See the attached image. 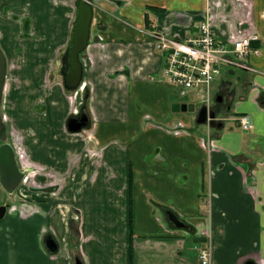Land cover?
<instances>
[{
	"label": "crops",
	"instance_id": "obj_1",
	"mask_svg": "<svg viewBox=\"0 0 264 264\" xmlns=\"http://www.w3.org/2000/svg\"><path fill=\"white\" fill-rule=\"evenodd\" d=\"M50 1L58 5V12L50 14L52 42L42 40L36 48L28 39L16 44L23 45L26 54L40 52L46 57L33 68L34 73L29 61L18 73L31 83L33 100L43 97L45 108L32 113L21 107L14 116L22 112L16 125L30 120L41 131H63L68 137L67 155L59 174L28 153L31 170L45 171L33 175L32 191L39 192L20 197L24 203L10 202L5 213L18 211V218L30 225L40 223V215L46 218L59 210L57 228L38 225L35 257L28 258L27 264H76L77 258L81 264H129L130 245L132 264H194L192 230L170 223L166 209L199 234L209 229L215 264H244L248 258L264 264V159L257 157L264 155V0H93L90 37L81 55L82 84L70 93L74 96L69 95L78 108H86L90 118V126L78 132L66 128V120L74 114L64 87H58L66 102L61 116L52 118L46 110L53 89L43 87L47 67L63 52L74 17L71 0ZM205 22L218 41L227 43L249 34L258 37L251 46L254 43L259 52L244 56L245 66L220 67L210 83L208 100L201 90L187 89L202 92L208 111L217 109L215 125L195 121L199 108L183 101L186 89L167 79L166 53L156 47L155 39L163 35L184 41L195 36ZM28 29L33 37L37 25L31 17ZM4 38L0 32V40ZM174 104H186V109H174ZM243 114L249 117L251 129L239 125L238 117ZM24 132L26 137L35 136L30 129ZM20 155L27 162L22 151ZM108 184V196L125 199L127 205L119 212L110 208L109 218L118 224L122 238L115 240L113 256L105 262L99 239L89 227L84 231V224L80 225L79 208L65 202L42 211L37 203L56 200L64 191L69 198L72 190L80 188L100 198ZM122 213L126 215L120 219ZM48 234L58 244L54 253L44 244Z\"/></svg>",
	"mask_w": 264,
	"mask_h": 264
},
{
	"label": "rangeland",
	"instance_id": "obj_2",
	"mask_svg": "<svg viewBox=\"0 0 264 264\" xmlns=\"http://www.w3.org/2000/svg\"><path fill=\"white\" fill-rule=\"evenodd\" d=\"M56 6L58 5L54 4L50 0H1L0 12L2 15H0V32L5 34V38L0 40V46L8 57L7 78L4 90L5 98L3 99L2 111L5 114L4 121L10 126L9 142H11L13 145H16L17 148H22L27 153V157L28 153L30 156L34 154L35 160H38L39 163L46 162L45 164L48 166V168L60 174L63 172L62 168H65V165L63 164L62 167L61 163L66 160L67 155V151L65 150V148L67 147L68 137L66 136V134L63 131L57 129L41 131L40 128L36 127L33 122H30V120L21 124L18 123V128L15 121L19 117H21L22 112H18V115L14 116V113L16 111H19L21 107L22 109H25L26 112H28L29 110L33 113L36 109H39L36 108V106H44L43 97H38L37 100H33L31 94L33 93L34 89L30 87L31 83L29 84V81H25L19 78L18 73H20L23 67H25V61H29V65L32 68V72L34 73L33 68L44 63L46 57L40 52L26 54V52L24 51V46L16 44H18L19 40L28 39L27 41H31L30 46L36 48L37 46L41 45L42 40L45 41L47 39L48 42H52L51 36L49 37L52 29L50 14L54 11L58 12V8H56ZM70 7L71 10L74 11V4H71ZM20 14H23L24 17L19 20ZM26 17L28 19H30L31 17L36 22L37 29L36 32L33 33V37H26L25 31L22 30V19ZM21 30L22 33L19 36L18 32ZM8 43L10 45H8ZM41 49L45 50L42 47ZM10 51H12L13 53H9ZM56 63L57 61L53 66L47 67V80L46 85L44 84L43 87L47 86L46 88L48 90L52 89L53 87L52 91H49L50 96L48 97L46 102V110H48L47 112L49 113V116L57 119L61 116V112L65 108L66 102L62 96V91L58 90V87H63L61 76L57 74L53 76L51 75ZM34 81L37 82V79L35 78ZM14 91H16L17 94H14ZM70 93L72 94V92H69L65 93V95L69 101L70 112L74 114L79 111L78 102L75 101L74 98H69V95H71ZM201 93V91H191L186 89L185 95L183 96L182 100L191 102L194 105L195 110H197L202 105ZM44 108L45 107H42V109ZM58 120H61V118ZM37 122L39 123L40 120L37 119ZM57 127L58 129H60L59 126H56V128ZM28 129H30L35 136L26 137L24 130ZM78 144H81V141ZM79 146L80 145L77 144L75 145V147ZM40 148L41 150H39ZM263 156V154L257 155L259 160L262 161L264 159ZM20 160L23 162L21 155ZM22 166L27 167L28 169L27 181H23L22 183H20V185L17 187L18 189H16L12 194L6 192L0 185V205L4 204V202H6L5 200H7L8 202H12V204L14 200H19L20 202H22V200H20V197H27L28 195H26V193H29L30 191L39 192L38 190L32 191V188L35 187L32 186V184L34 183L33 175H38L40 173H44L45 171H35L33 169L31 170L30 166L27 164H22ZM262 168H264V166L261 167V170ZM261 170H259V174H262ZM117 171L120 172V170ZM122 171L125 175V167L122 169ZM105 188L106 189L104 190V192L102 193V197L100 198H97L96 194L94 193L90 194V191L88 190H85L84 193H82L80 188L78 189V192H76V190H72L69 198L66 197V191L61 192L60 190V196L56 200L43 199L45 201L38 202L37 204L42 209V211L50 210L52 208H55L57 205L64 204L65 202L73 208H79L81 210L80 225L82 226L84 224V231L87 227H89L90 233L93 235V237L95 239H99L97 244L98 246H100V256H102V260H104L105 262H109L111 255L113 256L112 249L115 240L121 241L122 238L121 234L118 233L119 229H116L118 224L110 219L109 216L112 215L111 211L113 210V208H115L116 210L118 209L119 212L122 211V209L125 208L127 204L125 202V199H122L120 197L115 198L114 196H108V189L110 188L109 184L106 185ZM262 188L264 187L262 186ZM42 196L44 198L46 197V195ZM120 199L123 201L124 205H120ZM23 208H27V206H23ZM110 208H112L111 211ZM53 212H55V214L53 213V216L50 215L46 218L42 215H40V217L39 215H37L40 218V223L32 222L30 225L24 224L23 221L18 218V211H14L12 213L9 212L3 218H1L0 264H18V262L20 264H27L28 258L33 259L35 257L33 253L34 241L35 239H37V236L35 238V231L38 225L43 224L45 226H52L54 228H57L59 225V210L57 209ZM124 215H126V213L120 214L119 218L121 219V216ZM209 232V229H205L204 231H202L204 235H208ZM262 232L264 233V231ZM210 251V264H215L212 256V245L210 246ZM56 254L60 255L59 253ZM194 258V264H201L199 255ZM59 259V261H62L61 258ZM262 261L263 260H261L260 262Z\"/></svg>",
	"mask_w": 264,
	"mask_h": 264
},
{
	"label": "water",
	"instance_id": "obj_3",
	"mask_svg": "<svg viewBox=\"0 0 264 264\" xmlns=\"http://www.w3.org/2000/svg\"><path fill=\"white\" fill-rule=\"evenodd\" d=\"M93 16V0H76L75 15L71 26L70 35L66 47L60 56V66L57 73L62 77V83L67 91H76L82 84L83 63L81 55L86 49L90 37L91 22ZM7 75V58L0 46V185L8 192L13 193L18 185L24 179V172L19 169L15 151L12 145L7 141V125L1 111L3 91ZM186 109V105L174 104L173 108ZM215 112L208 111L206 105H202L195 117L197 123L213 124ZM90 126L89 114L85 107L80 109L77 116H70L66 120V128L69 132H78ZM7 209L6 204L0 205V219L4 216ZM167 219L177 228L192 230L193 227L180 219L173 211L165 210ZM45 247L54 253L58 244L54 236L48 234L44 238ZM255 264L248 261L245 264ZM76 264H81L76 259Z\"/></svg>",
	"mask_w": 264,
	"mask_h": 264
},
{
	"label": "built area",
	"instance_id": "obj_4",
	"mask_svg": "<svg viewBox=\"0 0 264 264\" xmlns=\"http://www.w3.org/2000/svg\"><path fill=\"white\" fill-rule=\"evenodd\" d=\"M156 47L164 51L165 74L173 85L183 89L201 90L208 100L209 86L220 73V67L245 66L241 59L248 53L257 54L259 50L251 46L257 41L255 34H249L226 42L218 41L208 22L201 23L198 33L184 41L174 37L155 35ZM243 129H251L252 123L247 115L239 117ZM202 264H210V248L199 253Z\"/></svg>",
	"mask_w": 264,
	"mask_h": 264
},
{
	"label": "flooded vegetation",
	"instance_id": "obj_5",
	"mask_svg": "<svg viewBox=\"0 0 264 264\" xmlns=\"http://www.w3.org/2000/svg\"><path fill=\"white\" fill-rule=\"evenodd\" d=\"M56 1H58V2H61V3H63L64 1H66V0H56ZM71 2V4H74V7H75V2H76V0H71L70 1ZM75 15V9H74V14H73V16ZM24 17V16H23ZM23 17H19V18H23ZM73 20H74V17H73ZM22 21H23V29H24V31H25V34H26V37H28L29 36V29H28V27H29V19L26 17V18H24V19H22ZM73 23V22H72ZM66 47V46H65ZM65 49V48H64ZM4 51V50H3ZM64 51V50H63ZM5 53V52H4ZM63 53V52H62ZM62 53H60L59 55H58V58H57V63H56V65H55V68L53 69V71H52V73H51V75L53 76V75H59L58 73H57V69L59 68V66H60V56H61V54ZM6 55V54H5ZM6 58H7V63H8V57L6 56ZM5 86H6V84H5ZM4 90H5V88H4ZM5 97H4V93H3V99H4ZM37 108H42V106L41 105H39V106H36ZM2 108H3V102H2ZM79 109V111L78 112H76V113H74V116H77L78 114H79V112H80V108H78ZM214 112H215V117H216V115H217V113H218V111H217V109H212ZM2 114H3V116H4V118H5V114H4V112L2 111ZM217 123V120H214L213 121V124L215 125ZM6 125H7V141L9 142V139H10V126L6 123ZM11 145H12V147L14 148V151H15V156H16V160H17V164H18V166H19V169L21 170V171H23L24 172V178H27V174H28V169H27V167H23L22 166V164H29L28 163V160H29V157H27V153L22 149V148H17L16 147V145H13L11 142H9ZM20 144V143H19ZM20 151H23V153H24V156H25V158H26V161L27 162H22L21 160H20ZM51 171H48V173H50ZM19 186V185H18ZM2 187V186H1ZM56 188V187H55ZM16 189H18V188H16ZM15 189V190H16ZM46 189V187H43V188H41V190H45ZM4 204H6L7 205V209H6V211L7 210H9L10 209V207H11V203L10 202H4ZM6 213V212H5ZM5 215V214H4ZM4 217V216H3ZM2 217V218H3ZM193 227V226H192ZM194 229V228H193ZM192 229V230H193ZM202 231H204V230H202ZM208 237H209V239H210V232H209V234H208ZM248 261H253L255 264H259V263H257V261L255 260V259H251V258H248V259H246V261L244 262V264L246 263V262H248ZM249 264V263H248Z\"/></svg>",
	"mask_w": 264,
	"mask_h": 264
},
{
	"label": "trees",
	"instance_id": "obj_6",
	"mask_svg": "<svg viewBox=\"0 0 264 264\" xmlns=\"http://www.w3.org/2000/svg\"><path fill=\"white\" fill-rule=\"evenodd\" d=\"M253 46H255V44L253 43ZM130 203H131V198H130ZM131 223H132V214H131V207H130V211H129V235L130 237L133 235V229L131 227ZM192 240V251H193V257H197V251H196V247H201L203 244H205L204 242L206 241L205 237L201 236V234H199L197 232V230L194 228L192 230V235L189 237ZM129 264H132V249H131V245H130V250H129Z\"/></svg>",
	"mask_w": 264,
	"mask_h": 264
},
{
	"label": "bare ground",
	"instance_id": "obj_7",
	"mask_svg": "<svg viewBox=\"0 0 264 264\" xmlns=\"http://www.w3.org/2000/svg\"><path fill=\"white\" fill-rule=\"evenodd\" d=\"M75 99V98H74Z\"/></svg>",
	"mask_w": 264,
	"mask_h": 264
}]
</instances>
